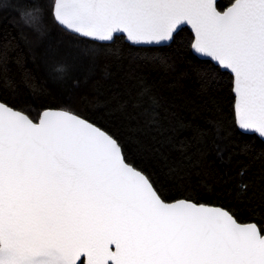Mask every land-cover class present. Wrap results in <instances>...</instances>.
<instances>
[{"label": "snow or ice", "instance_id": "1", "mask_svg": "<svg viewBox=\"0 0 264 264\" xmlns=\"http://www.w3.org/2000/svg\"><path fill=\"white\" fill-rule=\"evenodd\" d=\"M86 37L169 41L233 74L240 128L264 136V0H52ZM39 25V9L24 14ZM58 71H63L59 66ZM114 246V248H113ZM0 264H264V227L226 209L166 203L113 136L67 111L39 123L0 104Z\"/></svg>", "mask_w": 264, "mask_h": 264}, {"label": "trees", "instance_id": "2", "mask_svg": "<svg viewBox=\"0 0 264 264\" xmlns=\"http://www.w3.org/2000/svg\"><path fill=\"white\" fill-rule=\"evenodd\" d=\"M36 3L48 29L36 43L21 18L0 15V101L33 121L46 108L74 112L113 136L162 199L263 227L264 141L237 128L232 76L192 53L186 27L166 45L96 42L58 25L52 0Z\"/></svg>", "mask_w": 264, "mask_h": 264}, {"label": "water", "instance_id": "3", "mask_svg": "<svg viewBox=\"0 0 264 264\" xmlns=\"http://www.w3.org/2000/svg\"><path fill=\"white\" fill-rule=\"evenodd\" d=\"M216 2H217V0H216ZM233 2H234V1H233ZM233 2H232V3H233ZM232 3H231V4H232ZM231 4L228 5L227 7H225L223 10H219V9H218V10H219V11H226V10L231 6ZM51 13H52V10H51ZM52 16H53V15H52ZM53 19H54V18H53ZM54 21H55L58 25H60L61 27H63L64 29L68 30L69 32H71V33H73V34H76V35H78V36H81V37H84V38L90 39V40H92V41H96V42L107 43V42H111L115 36H123L124 40H125L127 43L131 44V45H136V46H159V45H166V44H169V43L171 42V40H172V39H171V40H169V41L161 42V43H158V44H157V43L148 44V43H143V42H134V41H132V40H130V39L128 38V36H127L126 33H124V32L121 31V32L114 33V34H113V37H112L111 40H108V41H100V40H98V39H94V38H92V37H86V36H83V35H81V34H79V33H76V32H74L73 30L67 29L65 26H63V25H61L60 23H58L55 19H54ZM183 27H186V28L192 33V36H194L193 30H192V28H191L190 25L184 24V25L180 26V27L178 28V30L181 29V28H183ZM178 30H177V31H178ZM177 31H176V32H177ZM176 32H175V33H176ZM175 33H174V34H175ZM192 41H193V39H192ZM192 41H191V44H192ZM190 48H191V45H190ZM191 51H192V53L195 54L198 58L203 59V60H209V61L212 62L214 65L218 66L221 70H223V71H227V72L232 76V94H233V96H234L233 110H234V118H235L236 126H237V128H238L240 131L245 132V133H252V134H255V135L258 136L261 140L264 141V136H261L259 133L255 132L254 130H245V129H242V128L239 127V125H238V123H237V116H236V102H237V97H236V94H235V92H234V90H233V88H234V80H233V74L231 73V71L225 69L223 66L219 65L217 62H215V61L212 60L211 58L206 57V56H203V55H201V54L195 52L192 48H191ZM0 104H4V105H6V106H8V107H11V106L5 104V103L2 102V101H0ZM11 108H13V107H11ZM13 109L16 110V111L22 112V111H20V110L15 109V108H13ZM46 111H52V112L67 111V112H70V113H72V114H74V115L79 116L78 114H76V113H74V112H71V111H69V110H65V109H62V108H46V109H44V110L41 111V113H40V115H39L37 121H33V120H32V119H31L26 113H24V112H22V113H24L26 116H28V118L31 119L34 123H39L40 120H41V118H42V116H43V114H44ZM79 117H81V116H79ZM81 118H82V119H85V118H83V117H81ZM89 122H90V121H89ZM90 123H91V122H90ZM92 124H93V123H92ZM136 169H137V168H136ZM137 170H139V169H137ZM139 171H140V170H139ZM141 172H142V171H141ZM142 173H143V172H142ZM143 174H144V173H143ZM144 175H145V174H144ZM163 200H164V199H163ZM181 200H186V199H176V200H173V201H166V200H164V201H165L166 203H174V202L181 201ZM187 201H191V200H187ZM191 202H193V201H191ZM193 203H195V202H193ZM196 204H202V205H205V206H208V207H221V206H218V205H212V204H206V203H196ZM221 208H223V207H221ZM224 209H225V208H224ZM226 210H227V209H226ZM238 222H239V221H238ZM239 223L247 224V223H255V222H239ZM257 226H258V225H257ZM263 227H264V225H263ZM113 248H114V246H113Z\"/></svg>", "mask_w": 264, "mask_h": 264}, {"label": "rangeland", "instance_id": "4", "mask_svg": "<svg viewBox=\"0 0 264 264\" xmlns=\"http://www.w3.org/2000/svg\"><path fill=\"white\" fill-rule=\"evenodd\" d=\"M37 1L38 0H0V15H2L4 12H11L12 14L18 16L19 19L21 18L22 23L27 29V36L33 43H36L37 41L43 39L44 34L48 35V29L46 30L44 28L47 25L45 24L44 27H42L41 25L43 19H45L46 12L45 10L40 11V9L37 7ZM48 2H50V0H48ZM47 5L49 6L48 3ZM34 9H39V25H34L26 22V17L24 14L27 12H31Z\"/></svg>", "mask_w": 264, "mask_h": 264}]
</instances>
